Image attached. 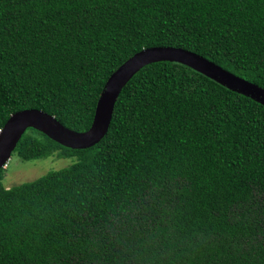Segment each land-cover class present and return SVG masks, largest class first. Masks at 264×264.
Returning a JSON list of instances; mask_svg holds the SVG:
<instances>
[{
  "label": "trees",
  "instance_id": "obj_1",
  "mask_svg": "<svg viewBox=\"0 0 264 264\" xmlns=\"http://www.w3.org/2000/svg\"><path fill=\"white\" fill-rule=\"evenodd\" d=\"M155 46L264 87V0H0V129L35 108L87 131ZM14 155L73 162L12 186L0 169V264H264V105L186 64L139 69L95 145L29 127Z\"/></svg>",
  "mask_w": 264,
  "mask_h": 264
},
{
  "label": "water",
  "instance_id": "obj_2",
  "mask_svg": "<svg viewBox=\"0 0 264 264\" xmlns=\"http://www.w3.org/2000/svg\"><path fill=\"white\" fill-rule=\"evenodd\" d=\"M155 61L186 64L264 105V87L224 69L196 52L173 46L145 48L130 57L109 77L98 100L93 123L85 132L68 128L54 115L41 109L31 108L12 113L0 132V169L7 166L29 127L69 147L88 148L95 145L109 131L114 107L123 87L139 69Z\"/></svg>",
  "mask_w": 264,
  "mask_h": 264
},
{
  "label": "rangeland",
  "instance_id": "obj_3",
  "mask_svg": "<svg viewBox=\"0 0 264 264\" xmlns=\"http://www.w3.org/2000/svg\"><path fill=\"white\" fill-rule=\"evenodd\" d=\"M15 155L8 161L11 167L8 168L5 181L9 185H16L31 180H35L41 176L48 174L52 170H57L66 167L68 164L73 162V158L63 159H37L25 160L19 159L16 161ZM7 164V165H8Z\"/></svg>",
  "mask_w": 264,
  "mask_h": 264
},
{
  "label": "clouds",
  "instance_id": "obj_4",
  "mask_svg": "<svg viewBox=\"0 0 264 264\" xmlns=\"http://www.w3.org/2000/svg\"><path fill=\"white\" fill-rule=\"evenodd\" d=\"M42 110V109H41ZM3 129V128H2ZM2 129H0V132L2 131Z\"/></svg>",
  "mask_w": 264,
  "mask_h": 264
}]
</instances>
